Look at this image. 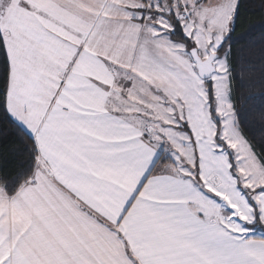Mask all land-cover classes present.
Returning a JSON list of instances; mask_svg holds the SVG:
<instances>
[{
  "label": "snow or ice",
  "instance_id": "6c2138e0",
  "mask_svg": "<svg viewBox=\"0 0 264 264\" xmlns=\"http://www.w3.org/2000/svg\"><path fill=\"white\" fill-rule=\"evenodd\" d=\"M242 9L0 0V132L22 145L0 264H264V36L236 47Z\"/></svg>",
  "mask_w": 264,
  "mask_h": 264
},
{
  "label": "trees",
  "instance_id": "16d2710c",
  "mask_svg": "<svg viewBox=\"0 0 264 264\" xmlns=\"http://www.w3.org/2000/svg\"><path fill=\"white\" fill-rule=\"evenodd\" d=\"M242 2L245 4L246 10L242 9L241 20L237 24L235 35L239 37L247 32H251V35L238 41L236 44L237 48L247 47L251 42L259 41L264 36V28L261 27V24H264V13H261L258 9L259 0H242ZM260 47L259 43L255 44L257 55L252 57L253 62L257 64V69L259 68L258 50ZM256 74L258 75L259 72L257 71ZM255 91L259 92L260 89L257 88ZM254 118L259 120L258 116ZM259 127V123L254 126L257 138L260 136ZM0 128H3V125H0ZM20 147L22 145L17 143L15 137L6 136L3 132H0V167L11 168L18 163L22 157L15 156L11 149Z\"/></svg>",
  "mask_w": 264,
  "mask_h": 264
}]
</instances>
